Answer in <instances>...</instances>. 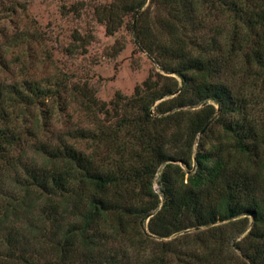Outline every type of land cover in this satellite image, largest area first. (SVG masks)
<instances>
[{"label":"trees","instance_id":"obj_1","mask_svg":"<svg viewBox=\"0 0 264 264\" xmlns=\"http://www.w3.org/2000/svg\"><path fill=\"white\" fill-rule=\"evenodd\" d=\"M124 2L107 32L130 14L160 72L73 85L89 128L52 137L66 83L0 79V264H264V0H151L158 36Z\"/></svg>","mask_w":264,"mask_h":264},{"label":"rangeland","instance_id":"obj_2","mask_svg":"<svg viewBox=\"0 0 264 264\" xmlns=\"http://www.w3.org/2000/svg\"><path fill=\"white\" fill-rule=\"evenodd\" d=\"M120 1L125 3V0H0V79L7 82L29 79L68 86L62 96L70 103L54 111L51 120L54 138L76 127L91 126L80 106L84 99L78 90L72 89L73 85L78 89L85 86L99 101L110 102L117 92L131 96L149 75L160 72L153 57L136 44L129 28L133 20L130 14L123 16L117 10L123 22L112 34L107 32L103 10L115 9ZM141 11L145 13L140 21L142 27H149L151 34L158 36L157 22L166 12L151 0H146ZM213 24L211 16L204 18L207 36ZM51 106L56 107V103ZM86 146L85 142L79 144L81 148ZM157 180L153 188L160 194Z\"/></svg>","mask_w":264,"mask_h":264}]
</instances>
